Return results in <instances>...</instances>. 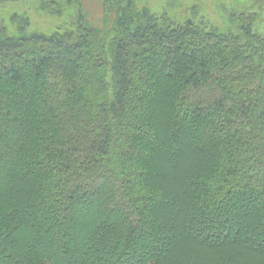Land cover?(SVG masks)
I'll list each match as a JSON object with an SVG mask.
<instances>
[{"label": "trees", "instance_id": "obj_1", "mask_svg": "<svg viewBox=\"0 0 264 264\" xmlns=\"http://www.w3.org/2000/svg\"><path fill=\"white\" fill-rule=\"evenodd\" d=\"M104 11L0 41V264H264V37Z\"/></svg>", "mask_w": 264, "mask_h": 264}, {"label": "rangeland", "instance_id": "obj_2", "mask_svg": "<svg viewBox=\"0 0 264 264\" xmlns=\"http://www.w3.org/2000/svg\"><path fill=\"white\" fill-rule=\"evenodd\" d=\"M106 0H6L0 2V41L22 37L63 34L75 29L79 19L93 28L102 29ZM136 11L154 18H165L175 25L190 23L215 34H240L248 28L264 37V0H130ZM127 2L120 5L124 8ZM114 17V15H111ZM111 17V18H112ZM251 19V23L249 20ZM240 21L248 25L240 26ZM110 24L106 25L109 30ZM105 28V27H104ZM103 28V29H104ZM50 62L51 59H48ZM58 60V58H57ZM58 72L70 69L58 60ZM27 65L24 64V67ZM4 74L6 68L0 66ZM10 76L14 77L11 73ZM52 81L58 80L52 77ZM33 84H36L33 81ZM38 84H41L39 80ZM37 85V84H36ZM150 146V145H149ZM154 146V145H153ZM152 147V146H151ZM193 157V156H192ZM101 184H94L98 189ZM99 190V189H98ZM102 218H98L101 220Z\"/></svg>", "mask_w": 264, "mask_h": 264}]
</instances>
